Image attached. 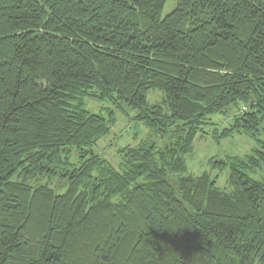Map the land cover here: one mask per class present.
Returning <instances> with one entry per match:
<instances>
[{
    "label": "trees",
    "instance_id": "16d2710c",
    "mask_svg": "<svg viewBox=\"0 0 264 264\" xmlns=\"http://www.w3.org/2000/svg\"><path fill=\"white\" fill-rule=\"evenodd\" d=\"M174 1L162 17L166 0H0V264H264L248 174L264 141L216 162L226 187L185 173L212 114L229 119L217 137L261 131L264 0ZM83 96L131 106L164 145L125 146L114 168L94 146L115 112ZM56 175L62 193L39 181Z\"/></svg>",
    "mask_w": 264,
    "mask_h": 264
},
{
    "label": "rangeland",
    "instance_id": "374dc122",
    "mask_svg": "<svg viewBox=\"0 0 264 264\" xmlns=\"http://www.w3.org/2000/svg\"><path fill=\"white\" fill-rule=\"evenodd\" d=\"M176 3L174 0H166L162 17L167 15ZM148 103H156L161 100V93L158 90L150 89L146 94ZM81 107L103 115L108 114L109 109L115 112V122L109 127V132L102 136L94 146V150L107 159L114 168L118 169L121 161L119 151L125 146L135 147L142 141L153 142L156 148H161L164 141L158 134L134 119L136 110L124 102L115 104L111 100H100L92 96H83L80 100ZM210 124L203 125L204 133L199 132L193 140V147L190 153L185 156L186 171L192 175L207 173L218 187H226L229 174V165L219 167L216 162L227 161L234 157H245L252 153L253 149L258 148L264 141V123L260 125L261 131L255 135L256 138L248 135H234L231 137H217L222 128L228 123V116L224 114H212L208 120ZM257 139V140H256ZM70 161L74 163L75 157ZM249 177L254 180H263L264 168H257L248 171ZM169 182L175 186L176 177L168 173ZM42 184L47 183L56 193H62L66 189L65 178L54 176L52 178L42 177L39 180ZM143 182L139 178L138 182Z\"/></svg>",
    "mask_w": 264,
    "mask_h": 264
}]
</instances>
